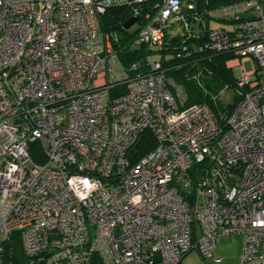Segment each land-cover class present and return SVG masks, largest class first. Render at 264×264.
<instances>
[{
	"label": "built area",
	"instance_id": "built-area-1",
	"mask_svg": "<svg viewBox=\"0 0 264 264\" xmlns=\"http://www.w3.org/2000/svg\"><path fill=\"white\" fill-rule=\"evenodd\" d=\"M115 6L150 49L231 53V111L184 105L157 58L131 74L100 28ZM13 230L22 264H186L238 233L264 264V0H0V255Z\"/></svg>",
	"mask_w": 264,
	"mask_h": 264
},
{
	"label": "trees",
	"instance_id": "trees-1",
	"mask_svg": "<svg viewBox=\"0 0 264 264\" xmlns=\"http://www.w3.org/2000/svg\"><path fill=\"white\" fill-rule=\"evenodd\" d=\"M146 9L150 8L145 7ZM129 16L128 7H109L99 16L100 28L118 34L117 40L113 43L123 66L130 67L133 62L138 64L137 70L131 71V74L139 71L146 72L150 67L151 51L144 43L134 45L137 37L136 29L131 31L124 27V22ZM165 40L167 41L163 47L152 49L158 54V57L152 58L161 61L169 84L181 86L184 92V105L205 103L218 116L230 112L240 98L233 69L227 63L233 55L226 51L217 52L208 48H196L194 44L201 42V39L197 38L187 41L190 48L188 55L177 57L175 53L180 47V34L172 32ZM226 88L233 89L234 96L230 103L223 104L219 101L218 95ZM117 92L118 90L113 87L111 93ZM143 140L145 139L141 138L135 144V147L139 149L138 154H143L148 149L142 145ZM0 258L2 264H22L26 260L19 230H13L3 241ZM37 264L52 263L40 261ZM85 264H103V261L98 253H92Z\"/></svg>",
	"mask_w": 264,
	"mask_h": 264
},
{
	"label": "rangeland",
	"instance_id": "rangeland-1",
	"mask_svg": "<svg viewBox=\"0 0 264 264\" xmlns=\"http://www.w3.org/2000/svg\"><path fill=\"white\" fill-rule=\"evenodd\" d=\"M215 23H211V25H214ZM136 27V23L129 27V30L133 31ZM179 27L178 25L176 26ZM176 28V30H177ZM179 29V28H178ZM110 32V31H109ZM115 33V32H113ZM116 34V33H115ZM118 37V34H116ZM167 41V40H166ZM134 45H138V43L134 42ZM150 49V48H149ZM155 50V48H153ZM152 48L150 49L151 54L150 59L152 57H158V54L154 53ZM154 53V54H153ZM255 63V62H254ZM234 62L231 60H228V65L233 69L235 78L237 80V71L233 66ZM253 61L252 60H245L244 66L245 70H251L253 67ZM234 91L231 88H226L220 91L218 95V99L223 104H228L233 100ZM242 235L241 234H233V235H224L219 238L218 240V246L217 249H214V255L217 256V259L213 258H202L198 252L193 249L190 252H188L183 257V262L186 264H199L202 262H205L206 264H240L241 263V248H242ZM224 246V247H222ZM240 247V250H239Z\"/></svg>",
	"mask_w": 264,
	"mask_h": 264
},
{
	"label": "water",
	"instance_id": "water-1",
	"mask_svg": "<svg viewBox=\"0 0 264 264\" xmlns=\"http://www.w3.org/2000/svg\"><path fill=\"white\" fill-rule=\"evenodd\" d=\"M135 17H129L125 22H124V27L128 28L134 21H135Z\"/></svg>",
	"mask_w": 264,
	"mask_h": 264
},
{
	"label": "crops",
	"instance_id": "crops-1",
	"mask_svg": "<svg viewBox=\"0 0 264 264\" xmlns=\"http://www.w3.org/2000/svg\"><path fill=\"white\" fill-rule=\"evenodd\" d=\"M217 247H219V246H218V241H217V243H216V245H215L214 249L216 250V249H217ZM222 247H224V246H222ZM239 250H240V247H239Z\"/></svg>",
	"mask_w": 264,
	"mask_h": 264
}]
</instances>
